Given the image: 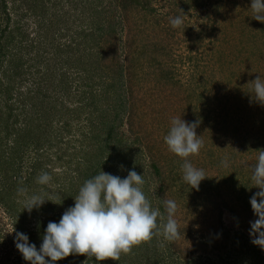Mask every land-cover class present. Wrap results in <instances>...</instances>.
<instances>
[{
    "label": "trees",
    "instance_id": "trees-1",
    "mask_svg": "<svg viewBox=\"0 0 264 264\" xmlns=\"http://www.w3.org/2000/svg\"><path fill=\"white\" fill-rule=\"evenodd\" d=\"M106 1L104 7L103 0H88L91 7L81 16L80 29L70 35L69 31L57 27L61 22L56 19L58 15L55 13L51 15L54 19H43L50 15L48 14L50 8L45 0H0V95L7 97L4 108H0V141L2 133L8 139L17 132V144L20 148L18 153L23 149L30 151L32 148L35 155L27 171L21 172V168H13L15 163L1 152L3 145L0 143L2 180L0 222L5 221V215L11 222L17 221L13 223L15 228H18L19 221L27 218H24L19 209L23 204H18L16 201L20 199L17 190L26 188L29 194H40L36 178L42 171L53 173L54 169L51 166L53 157L60 161L61 166L66 165L67 162L68 165L80 162L79 165H83L84 168L76 167L78 185L66 191L67 193L61 190L51 191L53 197H50L48 185H40L48 191L42 194L44 198L52 201H47L39 209L28 212L31 216L38 215L34 224L40 241L47 224L50 221L59 223L63 213L68 208L74 207V198L87 179L101 170L105 173L111 172V169H116L114 167L117 165L120 167H117L119 170H125L128 165H135L138 174L143 175L144 179L150 173L160 185L159 188L148 185L143 187L152 207L159 208L164 213L163 201L166 199L176 201L181 212V217L177 215L180 238L168 242L164 241L162 236L156 235L152 240L134 246L130 253L121 254L118 261H104L106 264H125V261H129L128 264H264V250L251 242L250 229L247 233L238 229L229 230L228 234H223L224 239H210L198 235L194 229L195 221L187 219V217L195 219L201 215L198 214L199 207L196 208L198 198L192 197L191 193L202 191L206 186L210 190L216 185L217 194L221 195L222 185L218 182L215 184L216 180L213 177L208 183L201 181L197 190L183 181L182 171L174 162L170 174L163 172L162 158L152 151L149 152V165H146L148 162L145 159L143 164L138 160L133 162V159L127 162L128 164L117 160L120 155L125 160L127 157H132L131 151L135 154L137 150L143 152L145 156L148 149L144 139L149 132L147 127L135 120V114L137 109L143 110L147 106L152 111H156L159 104L149 105V99L148 103L146 99H137L135 88L139 81L148 80L158 72L165 74L167 78L166 82L159 83L158 86L167 85L168 80H171V84L173 80L174 85L179 86L181 79L172 75L171 68L165 71L163 64H169L161 59L155 58L157 63L154 59H149V61L154 60L156 65L148 64L139 48H136L133 42L124 39L123 24H126L133 10L140 9L139 12L148 13L144 16L145 19L152 16V12H156L149 7V2L145 1L143 4L141 0ZM212 1L214 3L219 1L222 5L227 2V0ZM251 2L252 0L248 8L243 11H234L238 13V15L235 13L236 17L234 16L232 21V25L236 28V36H229L223 28L220 31L216 29L225 16L228 19L227 15L217 14L219 17L212 22L209 29L208 26L200 28V34H206L207 37L212 34L210 36L212 42L221 40L222 55L227 48L225 45L229 43H231L229 48L240 46L243 53L246 44H250L251 49L248 52H251L254 51L252 46L257 49L256 44L261 43L264 37V23L252 18ZM222 5L219 4L216 9L221 8ZM208 7L210 8L206 0H188L186 10L192 16L205 14L207 17ZM87 24L89 27L85 28ZM32 27L34 29L30 32ZM193 27L198 29L200 25ZM166 31V38L163 36L154 41V43L159 42L154 46L155 54L160 52L163 56L168 42H171L177 34L176 29L170 26L166 27ZM130 49L133 51L131 54ZM261 59L264 60V53ZM28 83L30 86L33 85V88L29 87L30 89L26 87L28 92L31 94L32 91H36L37 97H26L29 100L34 98L39 100L38 96L43 95V101L38 103L26 101L27 98L18 101L14 99L23 95L22 92H18L15 96V89L24 87ZM103 102L111 103L105 111L102 110ZM172 102L173 100L170 102L171 107ZM112 109L114 111H111ZM30 111L35 117L29 116ZM22 115H26L23 121L25 130L16 129ZM83 121L86 122L87 128L79 124ZM70 122L75 124L73 129L68 126ZM198 122L199 127L202 122ZM227 122V126L230 127L235 124V119L232 118ZM61 123L65 126H54ZM239 129L241 130V127ZM247 129L252 135L250 128ZM261 149L264 148L252 144V147L240 156V161L238 160L235 165L239 177L251 180V170L256 163L253 154L256 152L258 155L257 150ZM40 156L46 162L41 161ZM68 157L72 158L70 162L66 160ZM12 170H16L15 173ZM171 177H174V180H171ZM253 188L254 185H250L240 189V195L248 191L246 207L251 206L250 198L253 194L250 191ZM249 211L252 212V208ZM236 216L240 220L239 211L235 213L234 217ZM164 222L158 218V224L162 225ZM22 230L23 228H19L18 232L25 234ZM3 231H6L5 227ZM27 236L29 244L37 247L40 241L32 242L33 235L27 234ZM15 239H3L0 248L3 249L4 246L7 248L10 241L15 244ZM213 253L216 258L212 256ZM85 258L86 256L82 255H70L54 264H84ZM8 260L9 258L5 264L9 263ZM18 260V264H29L21 254ZM99 263L102 262H97L96 259L88 261V264Z\"/></svg>",
    "mask_w": 264,
    "mask_h": 264
},
{
    "label": "rangeland",
    "instance_id": "rangeland-1",
    "mask_svg": "<svg viewBox=\"0 0 264 264\" xmlns=\"http://www.w3.org/2000/svg\"><path fill=\"white\" fill-rule=\"evenodd\" d=\"M45 1L50 8V11H48L50 15L43 19H54L51 15L55 13L58 15L56 19L61 22V24L58 23L60 27L58 25L57 27L69 31L70 35L77 33V30L81 26V16L83 13L88 12L91 7L88 0ZM145 1L149 2V7L155 9L154 11L156 12H152V16L145 19L144 16L148 13L139 12L140 9L133 10L126 24H123L125 25L124 39L133 42L134 46L139 48L142 52V57L148 64L153 63V65H156L155 62L157 63V60L155 58L169 64H163V69L166 71L171 68L172 75H176L177 79H181V85L175 86L173 80L172 84L171 80H168L167 85L164 86L162 84L158 86L159 83L166 82L167 79L165 74H160L159 72L148 80L139 81L138 86L135 88L137 99H146L147 103L149 99V105L159 104V108L156 111H152L147 106L143 110L137 109L135 114V120L141 123L142 126L147 127L149 132L148 136H145L144 139L147 142L148 149L145 152V156L143 152L140 153L137 150L135 154L131 151L133 158L127 157L126 161L120 155L117 160L128 164L133 159V162L138 160L140 164H143L145 159L148 162L146 165H149V152L152 151V153L162 158L163 172L165 171L170 174L172 172V162L179 169H181L183 163V158L170 153L167 145L164 143V136L170 129L171 119L181 117V119L189 123L194 121L202 122L196 128V133L197 136H203V147L198 154L191 156L189 159L195 167L204 169L207 177L203 180L204 182L208 183V180L213 177L216 180L215 184L216 182L220 183L222 189L220 196L217 194L218 188L216 185L210 190L206 186L202 191L194 192V194L191 193L192 197L198 198L196 208L199 207L198 214L201 215L195 219L189 217L187 219L195 221L194 229L198 235L207 236L210 239H224L223 234H228L229 230L234 231L238 229L247 233L250 229V221H254L257 217L253 211H249L251 206L246 207L248 197L246 194H248L250 188L241 195L240 189L249 187L253 183L251 180L239 177L236 173L235 165H237L238 160L240 161V156L252 147V144L258 148H264V105L255 102L254 97L252 98L250 95L251 86L249 84L257 76H260L264 80V60L261 59V55L264 53V37L261 43L256 44L257 49L252 46L254 51L248 52L251 49L250 44L245 45V53H243L240 46L229 48L231 44L229 43L225 45L227 48L226 50L224 49L225 54L222 55L221 40L217 39V41L212 42L210 38L212 34H209V37H207L206 34H200V30L207 26L209 29L212 22L216 21L217 17H219L217 14L227 15L228 19L225 16V19L221 21V25L219 24L216 29L220 31L223 28L229 36H236V28L232 25V21L234 20L235 13L237 15L238 13L234 11L240 10L241 12L246 7L248 8L250 0H227L223 5L219 1L214 3L211 0V3L209 0H206L210 6L206 11L207 17L205 14L192 16L187 12L188 0H141L143 4ZM103 3L105 7L107 1L103 0ZM219 4L222 7L216 9ZM178 15L184 16L183 27L175 28L177 34L171 42H168L167 50L163 56H161L160 52L155 54L154 46L159 43H154L155 39L163 36L166 38V27H172L169 18H174ZM155 22H158V24L155 25ZM196 25H200V27L195 29L193 26ZM84 27L88 28L89 24ZM32 29L34 27L30 29V32ZM192 30L196 31L193 32ZM161 43L163 44V42ZM131 51L130 49V54ZM149 59H154L155 62L154 60L149 61ZM26 87L30 89L29 87L33 88V85L30 86V83H28L24 87L16 88L14 92L15 96L18 92H22L23 95L15 97V100H26V96L37 97L35 96L36 91H32L30 94ZM43 97V95L38 96L39 100L35 98L29 100L27 98L26 101L40 103L43 101ZM6 98V96L0 95V108H4ZM154 99L156 100L155 102ZM172 100L173 106L171 107L170 102ZM103 103V111L111 106V103ZM111 111L114 110L112 109ZM29 116L35 117L31 111ZM25 118L26 115L20 117L21 122L17 125L16 129L25 130V123L23 122ZM227 118L228 120L235 119V124L230 127L227 126ZM73 123H68V126L72 127V129L75 125ZM79 124L87 128L85 121L79 122ZM54 126H65V124H54ZM240 127L241 130L239 129ZM247 128H250L252 135L248 132ZM17 141V132L8 139L2 133L0 143L3 146L1 152L12 163H15L13 168H21V172H25L35 158V155L32 148H30V151L23 149L21 153H18L20 148ZM256 154V152L253 154V160L255 161L258 156ZM39 158L43 161L42 156ZM70 159L72 158L68 157L66 160L70 162ZM225 159L228 161L227 167H224L221 163ZM79 164L80 162L68 165L67 162V166H61L60 161H57L53 157L51 166L54 171L50 174L52 181L47 186L50 190V197H53L52 192L56 190L68 192L72 187L78 185V178L76 180L77 173L75 172L76 167H80V169L84 168L83 165ZM117 167L120 168L117 165L114 167L116 169H111V172L107 173L120 176L122 179L127 177L129 170L134 169L138 173V168L135 165H128L125 170H119ZM12 171L15 173L16 170ZM12 171L11 173H13ZM75 180L77 181L76 183ZM144 180L145 184L143 187L148 185L153 188H159L160 186L156 183L158 181L151 177L150 173L146 175V179ZM171 180H174V177H171ZM1 182L0 178V186ZM37 185L40 188V194L45 193V191L48 192L38 183ZM257 191L259 189L254 187L250 192L254 195ZM21 199L20 197V199L16 200L18 204L21 203ZM19 209L22 215L25 216L24 218H27L19 221L18 228H15L13 222L16 223L17 221L11 222L4 215L5 221L0 222V244L3 243V239L12 240V238H16V232H18L19 228H23L22 231H25L26 235H33L32 242L35 240L40 241V237L35 230V218L38 215H29L28 211L24 210V207H20ZM221 209H224V211H221ZM238 211L240 213V220L237 216L234 217ZM177 215L181 217L179 208L177 209L176 219ZM184 224L187 225L186 223ZM4 227L6 231H3ZM42 242L40 241L37 244V250L40 249ZM19 255L20 253L15 244H12L10 241L7 248L5 246L3 249L0 248V264H3V261L5 264L8 258V264H18ZM212 256L215 257L214 253ZM130 257L132 258L133 255ZM92 259H95V257ZM86 260H88L87 257L84 261ZM124 263L128 264L129 261H125ZM99 264L106 263L102 262Z\"/></svg>",
    "mask_w": 264,
    "mask_h": 264
},
{
    "label": "clouds",
    "instance_id": "clouds-1",
    "mask_svg": "<svg viewBox=\"0 0 264 264\" xmlns=\"http://www.w3.org/2000/svg\"><path fill=\"white\" fill-rule=\"evenodd\" d=\"M250 9L252 18L264 23V0H252ZM169 20L173 28L183 27V15L170 17ZM249 84L252 98L264 105V80L257 76ZM198 123L174 117L164 136L168 151L183 158V181L197 190L201 181L207 178L204 169L195 167L189 159L203 147L202 136L196 133ZM257 152L250 177L254 187L259 189L250 198L257 219L250 221L249 235L251 242L264 250V149ZM221 163L224 167L228 166L227 159ZM51 181L52 176L46 171L36 178V183L41 186H47ZM144 184L143 175L134 169L129 170L123 179L101 170L83 183L74 198V207L63 213L59 223L50 221L47 224L39 250L34 244H29L26 234L20 232H16L15 246L29 264H54L70 255L86 256L88 260L84 264H88L93 257L97 262L118 261L121 254L130 253L134 246L150 241L156 235L168 242L179 239L176 201L164 200L162 213L159 208L152 207L143 191ZM17 195L22 198L21 203L28 212L51 201L42 194H29L26 188H18ZM158 218L165 222L158 224Z\"/></svg>",
    "mask_w": 264,
    "mask_h": 264
}]
</instances>
